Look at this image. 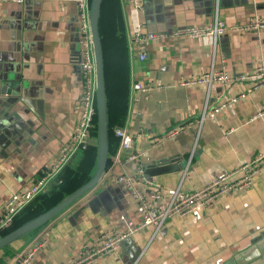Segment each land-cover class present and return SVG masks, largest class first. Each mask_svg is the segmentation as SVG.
<instances>
[{"label": "crops", "instance_id": "crops-1", "mask_svg": "<svg viewBox=\"0 0 264 264\" xmlns=\"http://www.w3.org/2000/svg\"><path fill=\"white\" fill-rule=\"evenodd\" d=\"M102 7L110 164L86 195L2 247L0 264H12L43 241L34 264H73L104 231L129 232L130 224L138 225L136 203L130 192L111 183L114 175H133L138 168L145 174L149 167L168 163L174 167L168 173L145 174L162 189L167 203L176 192L190 194L217 175L264 158V86L253 89L251 82H234L208 91L181 85L211 69L239 77L264 66V28L228 32L216 40L170 37L151 43L145 62L132 45L136 17L148 32L171 35L210 26L216 18L228 26L264 19V0H144L139 15L128 0H103L100 19ZM78 39L77 8L68 0L0 5V207L39 179L69 139L83 87ZM136 82L162 86L135 103ZM222 89L246 97L200 124L202 112L217 103ZM109 103L113 119L121 123L114 132L124 128L134 136L130 153L135 160L128 159L120 141L110 153ZM179 128L176 136H165ZM92 264H264V163L249 188L220 197L193 216L169 218L159 232L153 227L134 231L117 252Z\"/></svg>", "mask_w": 264, "mask_h": 264}, {"label": "built area", "instance_id": "built-area-1", "mask_svg": "<svg viewBox=\"0 0 264 264\" xmlns=\"http://www.w3.org/2000/svg\"><path fill=\"white\" fill-rule=\"evenodd\" d=\"M26 0H0L1 4H23ZM75 4L77 8L78 42L81 47L79 56V68L82 76L83 87L78 103V119L72 128L68 141L62 147L58 155L52 160L47 171L39 178L35 179L25 190L13 193L0 207V236L8 230L14 223L15 218L40 194H42L56 176L64 169L69 162L80 152L87 149L91 141V133L94 128L96 115V94L97 77L96 61L94 53L93 35L90 25V4L89 0H68ZM132 5L135 15H139L144 10V0H128ZM264 28V19L253 18L246 25L228 26L219 18L215 19L214 24L205 27H192L179 29L171 35L164 33H152L146 29V24L136 17L132 45L137 51L138 60L145 62L147 59V47L156 41L166 40L170 37L180 38H199L211 36L215 40L228 32H248L259 31ZM234 82H251L253 89L264 86V66H259L252 72L232 77L225 69H211L200 76H193L183 80L181 85L188 88L205 86L208 91L213 86L227 88ZM162 85L156 83L151 86L145 82H136L133 85L134 102H139L144 96L148 95L153 88H160ZM223 92L217 94V103L210 108H205L202 112L199 123L205 120H215L229 106L237 104L245 99L246 93L230 96ZM262 112L257 113V118ZM181 128L169 131L166 137L176 136ZM115 136L120 141V148L129 152V160H135L136 156L130 153L134 136L124 128L115 130ZM264 158H256L249 163L242 164L229 173L215 176L211 182L203 188L193 191L190 194L176 192L169 202H165L163 191L160 187L154 186L149 182L142 168H138L136 173H120L111 177V183L115 186L123 187L130 192L136 203L141 220L138 225L130 224L129 232L116 230L104 231L100 236V241L93 246L85 247L80 257L73 264H92L105 254L115 253L119 250L122 242L130 233L145 227H153L159 232L169 218H187L198 213L202 209L210 208L220 197H231L235 192L249 188L257 175L261 172ZM146 187L141 189L136 183ZM46 245V241L35 244L21 254L17 255L12 264H34L36 251Z\"/></svg>", "mask_w": 264, "mask_h": 264}, {"label": "water", "instance_id": "water-1", "mask_svg": "<svg viewBox=\"0 0 264 264\" xmlns=\"http://www.w3.org/2000/svg\"><path fill=\"white\" fill-rule=\"evenodd\" d=\"M103 0H92L90 9V25L93 35L94 53L96 61V77H97V94H96V111L98 123V157L97 166L92 179L73 194L65 198L58 205L38 217L37 219L29 222L23 227L14 230L7 237L0 240V249L8 245L14 240L19 239L21 236L32 232L43 224L47 223L57 215L62 213L77 200L86 195L92 190L97 183L101 180L109 159V139H108V126H107V110H106V83H105V69L102 50V40L99 32L100 9ZM174 167L169 166L168 163H160L156 167H149L146 169V176L156 177L168 173ZM46 191V190H45Z\"/></svg>", "mask_w": 264, "mask_h": 264}, {"label": "trees", "instance_id": "trees-1", "mask_svg": "<svg viewBox=\"0 0 264 264\" xmlns=\"http://www.w3.org/2000/svg\"><path fill=\"white\" fill-rule=\"evenodd\" d=\"M103 24V7L102 16L100 19V32L103 40V48L105 53L106 61V47H105V34H104ZM106 71V70H105ZM107 78V71H106ZM110 108V153L114 154L115 148L119 146V139L115 136L114 129L116 126H121V123H117L113 119L112 115V104L109 103ZM98 123H97V111L94 119V128L91 133L90 145L86 150L80 152L77 164L71 165V162L64 167V169L56 176V178L51 182L46 191L37 196L14 220L13 225L2 235H7L14 230H17L29 222L37 219L65 198L73 194L83 185L87 184L93 177L98 157ZM110 164V159H108L107 166Z\"/></svg>", "mask_w": 264, "mask_h": 264}, {"label": "rangeland", "instance_id": "rangeland-1", "mask_svg": "<svg viewBox=\"0 0 264 264\" xmlns=\"http://www.w3.org/2000/svg\"><path fill=\"white\" fill-rule=\"evenodd\" d=\"M79 157H80V155H78L74 160H73V162H72V165H76L77 164V162H78V159H79ZM136 185L139 187V186H142L140 183H136Z\"/></svg>", "mask_w": 264, "mask_h": 264}]
</instances>
